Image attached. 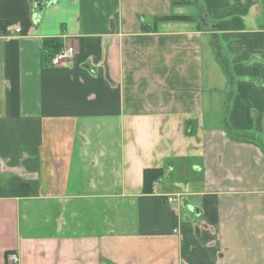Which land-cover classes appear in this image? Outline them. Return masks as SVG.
Segmentation results:
<instances>
[{
  "label": "crops",
  "instance_id": "0c3cea01",
  "mask_svg": "<svg viewBox=\"0 0 264 264\" xmlns=\"http://www.w3.org/2000/svg\"><path fill=\"white\" fill-rule=\"evenodd\" d=\"M177 1L0 0V264H264V0Z\"/></svg>",
  "mask_w": 264,
  "mask_h": 264
},
{
  "label": "trees",
  "instance_id": "16d2710c",
  "mask_svg": "<svg viewBox=\"0 0 264 264\" xmlns=\"http://www.w3.org/2000/svg\"><path fill=\"white\" fill-rule=\"evenodd\" d=\"M177 3H185V1L178 0ZM160 20H195L196 17H190V16H180V15H165L156 17ZM9 22L4 24V27ZM51 44V42H50ZM52 45V44H51ZM61 51V48L57 45L56 50L54 51L56 54L57 52ZM164 174L163 168H148L144 171V186L143 191L144 193H152L154 190V183L157 181L160 177H162Z\"/></svg>",
  "mask_w": 264,
  "mask_h": 264
},
{
  "label": "built area",
  "instance_id": "2783aa9c",
  "mask_svg": "<svg viewBox=\"0 0 264 264\" xmlns=\"http://www.w3.org/2000/svg\"><path fill=\"white\" fill-rule=\"evenodd\" d=\"M5 31L9 35L17 34L22 31V28L13 23H8L5 26ZM75 54V49L73 46H67L66 48L62 49L61 51L57 52L51 57V64L53 66H61L64 65L67 61L71 60ZM170 200H173L172 198ZM10 258L13 263L18 261L17 254H11Z\"/></svg>",
  "mask_w": 264,
  "mask_h": 264
},
{
  "label": "rangeland",
  "instance_id": "374dc122",
  "mask_svg": "<svg viewBox=\"0 0 264 264\" xmlns=\"http://www.w3.org/2000/svg\"><path fill=\"white\" fill-rule=\"evenodd\" d=\"M182 7V11L185 13L188 10L194 11V15L198 19V22L203 23L204 17L206 14L208 15V10L206 5L201 1H194V0H187L186 3H183L180 5ZM222 122L224 123V120L222 119Z\"/></svg>",
  "mask_w": 264,
  "mask_h": 264
}]
</instances>
